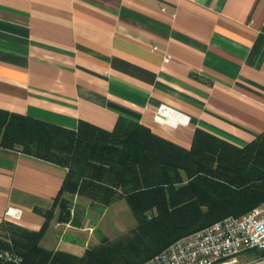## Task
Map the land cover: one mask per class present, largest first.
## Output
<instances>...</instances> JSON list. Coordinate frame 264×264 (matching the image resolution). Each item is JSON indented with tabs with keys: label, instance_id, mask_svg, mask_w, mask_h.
<instances>
[{
	"label": "crops",
	"instance_id": "obj_1",
	"mask_svg": "<svg viewBox=\"0 0 264 264\" xmlns=\"http://www.w3.org/2000/svg\"><path fill=\"white\" fill-rule=\"evenodd\" d=\"M161 106L176 123L154 119ZM121 109L186 149L195 129L237 147L254 140L264 131V0H0L1 111L112 131ZM67 173L0 148V223L77 257L135 227L123 199L102 207L61 195Z\"/></svg>",
	"mask_w": 264,
	"mask_h": 264
},
{
	"label": "trees",
	"instance_id": "obj_2",
	"mask_svg": "<svg viewBox=\"0 0 264 264\" xmlns=\"http://www.w3.org/2000/svg\"><path fill=\"white\" fill-rule=\"evenodd\" d=\"M0 148L68 169L62 194L107 207L123 199L133 229L77 257L39 246L41 233L0 223V264H142L176 240L264 203V131L243 147L195 129L189 149L150 131L121 109L106 131L86 122L75 130L0 110ZM60 220L70 219L59 197ZM255 255H258L256 252Z\"/></svg>",
	"mask_w": 264,
	"mask_h": 264
},
{
	"label": "built area",
	"instance_id": "obj_3",
	"mask_svg": "<svg viewBox=\"0 0 264 264\" xmlns=\"http://www.w3.org/2000/svg\"><path fill=\"white\" fill-rule=\"evenodd\" d=\"M168 60L169 56L164 58ZM165 111L172 115V110L161 106L154 119H168ZM7 214L18 217L19 210L9 209ZM256 252L258 255L241 264H264V203L240 218L229 216L182 237L142 264H240V256ZM0 257L19 261L6 251Z\"/></svg>",
	"mask_w": 264,
	"mask_h": 264
},
{
	"label": "rangeland",
	"instance_id": "obj_4",
	"mask_svg": "<svg viewBox=\"0 0 264 264\" xmlns=\"http://www.w3.org/2000/svg\"><path fill=\"white\" fill-rule=\"evenodd\" d=\"M88 221H89V223L91 222H93L94 221V215H95V210H88ZM106 214L104 213V219H106V220H108V219H110V213H108L106 216H105ZM106 224H107V222H106ZM108 225V224H107ZM124 234H126V233H122L121 235H124ZM256 255L254 254V255H252V254H246L245 256H240L239 258H238V263H244V262H246V261H248V260H251V259H253L254 257H255Z\"/></svg>",
	"mask_w": 264,
	"mask_h": 264
},
{
	"label": "bare ground",
	"instance_id": "obj_5",
	"mask_svg": "<svg viewBox=\"0 0 264 264\" xmlns=\"http://www.w3.org/2000/svg\"><path fill=\"white\" fill-rule=\"evenodd\" d=\"M166 114L168 115V119H165L166 122H170V123H176L177 119L174 118L172 115H169V113L166 112ZM158 120H161L160 118H157ZM180 121V120H179Z\"/></svg>",
	"mask_w": 264,
	"mask_h": 264
},
{
	"label": "water",
	"instance_id": "obj_6",
	"mask_svg": "<svg viewBox=\"0 0 264 264\" xmlns=\"http://www.w3.org/2000/svg\"><path fill=\"white\" fill-rule=\"evenodd\" d=\"M84 264H87V262H85Z\"/></svg>",
	"mask_w": 264,
	"mask_h": 264
}]
</instances>
